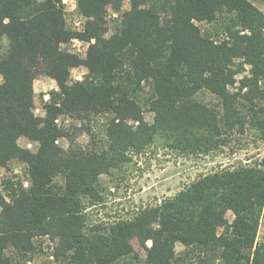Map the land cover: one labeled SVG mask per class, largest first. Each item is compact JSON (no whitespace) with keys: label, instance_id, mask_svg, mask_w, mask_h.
<instances>
[{"label":"trees","instance_id":"obj_1","mask_svg":"<svg viewBox=\"0 0 264 264\" xmlns=\"http://www.w3.org/2000/svg\"><path fill=\"white\" fill-rule=\"evenodd\" d=\"M75 3L72 13L62 0H0V264L31 263L45 252L42 264H264V242L256 241L264 162H230L115 222L90 220L83 202L102 203L100 177L127 171L132 155L157 135L195 154L227 144L246 122L264 140L251 98L246 120L226 93L232 61L241 57L253 65L248 92H264L257 84L264 81V44L255 32L264 20L250 0ZM73 40L87 45L83 56ZM78 67L87 71L81 80L71 76ZM39 75L56 85L43 116L34 114ZM205 91L221 104L198 102ZM81 123L90 143L78 148L72 136ZM176 244L184 247L179 254Z\"/></svg>","mask_w":264,"mask_h":264},{"label":"rangeland","instance_id":"obj_2","mask_svg":"<svg viewBox=\"0 0 264 264\" xmlns=\"http://www.w3.org/2000/svg\"><path fill=\"white\" fill-rule=\"evenodd\" d=\"M250 4L257 10L262 20H264V0H250ZM219 19L223 20V18ZM259 27L255 28V32L260 36L259 42L264 44V23L263 25H259ZM234 29L239 32L238 35L240 36H251L249 30ZM232 65L234 66L233 71L235 74L232 78V83L226 86V93L229 96H234V106L246 120L252 118L248 115L249 104L247 103V98H251L256 112L254 118L256 121L262 123L264 129V112H259L264 108V102L260 98V96H264V92H248L247 81L253 79V65L243 57L235 58L232 61ZM86 73L85 68L78 67L71 71V76L81 80ZM263 82L260 79L257 82L258 86L263 88ZM55 88L56 85L52 79L41 75L36 77L33 82L35 115L43 116V102L48 99V93ZM42 95L43 98H41ZM195 97L198 102L210 104V107H218L221 104L214 94L207 91L198 92ZM143 116L148 122L152 121L153 115L150 112L145 111ZM58 123H61V119H59ZM63 124L68 125L72 124V122L69 119H65ZM75 125L80 126V123H76ZM83 125L84 123H81V128L73 131L74 135L72 137L75 138L78 148L85 147L90 143V134L86 131L85 133L82 132ZM245 126L246 131L240 134L232 131L227 135L230 139L227 144L218 146L208 153H182L167 146L166 136L157 135L146 151L138 155H132V161L124 165L127 171H123L121 174L114 171L113 178H110L111 174L100 177L103 188V202L96 206H89L87 204L88 200H83L86 206L84 210L86 216L90 220H100L102 223L115 222L114 220L117 218L131 216L132 213L137 211L138 207H154L159 205L164 198L173 196L199 176L213 170L220 171L221 167L227 166L230 162L244 161L248 158H251L256 164L264 162V140H260L255 136H258L259 129L248 127L247 122ZM18 143L21 147L26 145V141L23 139L19 140ZM58 144L67 146L63 141H59ZM3 174L4 170L1 169L0 178ZM121 177L122 180L117 182V178ZM225 218L230 223L234 216L228 211L225 214ZM219 231L222 232V229ZM256 241L264 242V220L259 225ZM48 244L53 247V243L50 242ZM131 244L134 250H138V252L142 250L137 241L133 240ZM150 245V242L146 244L147 247H150ZM183 249L184 247L180 244L175 245L176 253L179 254ZM139 255L143 257L144 252L141 251ZM46 259V252L37 254V257H34L31 263L42 264L46 262ZM49 259L52 260L50 257ZM26 260L28 262V259ZM50 263L54 264L52 261ZM206 264H208V260Z\"/></svg>","mask_w":264,"mask_h":264},{"label":"built area","instance_id":"obj_3","mask_svg":"<svg viewBox=\"0 0 264 264\" xmlns=\"http://www.w3.org/2000/svg\"><path fill=\"white\" fill-rule=\"evenodd\" d=\"M72 23L74 25V27L79 30L80 29V19L77 18L76 16H73L72 18ZM87 45L86 44H83L82 42L80 41H77V40H73L72 41V45H71V48L74 50V52L80 56H83L84 55V52H85V49H86ZM77 79V78H76Z\"/></svg>","mask_w":264,"mask_h":264},{"label":"crops","instance_id":"obj_4","mask_svg":"<svg viewBox=\"0 0 264 264\" xmlns=\"http://www.w3.org/2000/svg\"><path fill=\"white\" fill-rule=\"evenodd\" d=\"M64 4L65 10L67 12H74L76 10V3L75 0H62Z\"/></svg>","mask_w":264,"mask_h":264}]
</instances>
